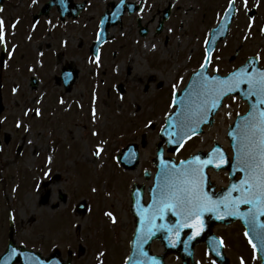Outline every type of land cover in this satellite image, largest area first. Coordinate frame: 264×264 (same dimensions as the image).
<instances>
[{"label":"rangeland","instance_id":"obj_1","mask_svg":"<svg viewBox=\"0 0 264 264\" xmlns=\"http://www.w3.org/2000/svg\"><path fill=\"white\" fill-rule=\"evenodd\" d=\"M90 1L102 8L109 1L119 0ZM228 2L149 0L144 17L145 22L149 21L151 34L142 38L136 26L137 17L130 16L125 19L123 28L113 32L117 41L110 45L112 50L120 51V44L124 42L126 46L123 44V50H127V56L117 62L113 72L108 69L99 71V65H94L91 59L88 64L81 65V80L66 95L61 84L54 82V75L50 76L49 84H43L35 93L39 95L45 92L46 95L39 102L43 117L38 119L36 125H31V132L28 128L25 132L24 129L18 130L15 122L18 119L25 120L21 117L26 106L32 109L36 106L35 101L32 102L35 96L30 95L24 80H19L22 85L17 98L8 90L6 115L10 117L11 123L6 130L10 138L13 135L15 137L11 148L21 141L26 144L29 155L39 150L41 157L49 158V163L44 164L43 160L35 165V158L30 156L29 161L19 165L13 162L11 154L0 159V256L7 248V216L12 214L17 230L15 242L39 251L44 256L58 250L62 259L67 260L69 250L72 264H126L135 225L129 212L133 183L149 188V181L145 180L143 171L149 169L150 158L155 155L158 131L173 110L174 94L184 89L183 86L201 64L198 52L210 35V21L217 18L219 23ZM169 3L174 7L173 20L158 35L155 31L158 11ZM253 9L258 14L254 24L246 15L247 11ZM262 26L264 1L248 0L246 7L243 1H239V13L233 31L227 41L220 45L212 71L226 75L249 55L264 53V34L260 31ZM31 50L35 60L37 54L33 48ZM237 50V58L230 62ZM44 61L51 62V67L55 69L54 60L47 58ZM103 70L108 76L103 74ZM128 70L131 73L126 78ZM111 75L117 78L115 81L121 80L119 86L125 89L124 97L118 98V94L114 90L109 91L108 84L101 81L106 78L109 80ZM174 84L175 89L172 87ZM160 86L162 88L158 89ZM27 97L31 99L26 100ZM60 101L62 104H59ZM81 103L83 107L77 108ZM245 110L246 106L237 98L226 101L216 117L215 125L206 128L202 136L194 139L174 158L178 160L198 150H207L215 142L230 150L228 128L236 116ZM22 120L19 122L22 123ZM67 120L69 122L66 123ZM22 134L26 138L23 141ZM27 134L28 137H25ZM56 139L62 144V148L57 151ZM129 143L139 146L141 161L140 167L131 173L116 160V154ZM98 149L100 153L95 156L94 151ZM52 154H55V164L51 163ZM54 170L60 177L51 182ZM212 180L218 186H223L227 184L228 176L226 173H212ZM61 193L67 195L62 202ZM46 198L47 204L42 205ZM83 201L87 213L78 214L75 206ZM57 204L59 207L53 209ZM109 212L115 217V223L106 215ZM238 233L240 235L225 241L228 243L225 251L232 264H242V261L243 264H259L253 248L241 232ZM155 251L160 250L155 248ZM169 264L179 262L170 259ZM204 264L212 263L205 259Z\"/></svg>","mask_w":264,"mask_h":264},{"label":"flooded vegetation","instance_id":"obj_2","mask_svg":"<svg viewBox=\"0 0 264 264\" xmlns=\"http://www.w3.org/2000/svg\"><path fill=\"white\" fill-rule=\"evenodd\" d=\"M137 0L133 2L136 3ZM140 0H138L139 2ZM236 6H237V0ZM244 2V0H241ZM264 1V0H263ZM119 1H109L100 7L91 3L90 0H3L0 4V20H3V40H0V88L2 91V99L5 106V111L0 116V159L10 155L13 157V162H21L22 165L30 160V156L34 157L35 165L42 161L39 150H36L29 155L26 144L19 141V144L13 148L11 145L15 143L14 135L10 138L9 132L6 130L9 127L10 117L6 115V98L8 96V90L13 93L14 97L19 96V89L22 85L19 80H24V83L28 85L31 92L30 95H34L36 106L32 109L30 106H26L23 111V116L15 122V125L19 124L18 130L26 129L31 132L32 124H37L38 119L43 117L42 107L40 100L45 92L39 96L35 94L43 84L47 86L48 78L54 75V82L62 84V76L64 70H73L77 76V82L81 80L82 66L85 63H89L92 59L94 65H99L98 69H108L111 72L114 71L117 62L124 60L127 56V50H123L126 46L124 43L120 44V51L118 49L112 50L110 45L114 44L117 39L114 37L113 32L119 28H123L125 19L130 16L125 13L123 16L122 25H110L107 26L106 32L108 34V41L101 45L98 50V59L93 55V45L99 35L100 27L104 21H110V18L104 17L108 14L115 13L116 4ZM149 0H144V3L140 8H136L138 14H134L136 19V26L139 30V34L142 38L147 37L151 33L149 28V21L145 22V13L148 11ZM171 7L169 17L166 18L167 9ZM261 8V2L259 4ZM173 11L171 3H169L163 10L158 11V24L155 31L158 35L162 34L167 29L170 22L173 20ZM249 12H246L249 17ZM255 12V18L258 16ZM90 15H94L91 16ZM253 17V19H254ZM156 19V20H157ZM263 19V17H262ZM165 20L163 28L159 29L160 22ZM111 22V21H110ZM110 22L108 24H110ZM143 29L146 30V35L143 37ZM262 34H264V26L260 28ZM170 32V31H169ZM247 33H249L247 31ZM92 38V39H89ZM123 40V39H122ZM119 44V40H118ZM35 51V60H33ZM33 53V54H32ZM260 65L264 67V53H258ZM201 57V56H200ZM47 58L54 60V70L51 67V62H45ZM75 58H77L75 60ZM25 62V63H24ZM108 64H112L109 66ZM108 68H103V67ZM111 67V68H110ZM59 70V71H58ZM106 75L105 70L102 71ZM131 70L127 71L126 78H129ZM108 76V75H106ZM117 79L114 76H110L109 84H112ZM119 79V78H118ZM46 80V81H45ZM63 80V79H62ZM105 80V79H104ZM151 80V78L149 79ZM117 84L121 80H117ZM44 82V83H43ZM111 82V83H110ZM31 98L27 97L26 100ZM41 108V109H40ZM31 116V119L29 118ZM22 120V123L19 122ZM29 123H28V122ZM30 124V126H27ZM42 123L40 122V125ZM28 137V134L25 136ZM22 141L24 138L22 134ZM17 144V143H16ZM58 174H55V178H59ZM60 199L65 196L61 193ZM245 206L243 209H247ZM245 238L248 244L245 233V228L239 222L232 225H217L214 227L215 235L224 242V248L228 246L225 243L226 240L233 236L240 235ZM230 243V242H229ZM253 248V247H252ZM254 250V249H253ZM255 251V250H254ZM256 253V251H255ZM258 257V254L256 253ZM195 258L197 264H203L204 260L210 258L208 255V247L206 243H201L196 247ZM169 259L179 260L177 257H171ZM258 259V258H257ZM228 264H232L231 260H225ZM199 262V263H198ZM179 263H181L179 261ZM258 263L259 262L258 259ZM169 264V263H168Z\"/></svg>","mask_w":264,"mask_h":264},{"label":"snow or ice","instance_id":"obj_3","mask_svg":"<svg viewBox=\"0 0 264 264\" xmlns=\"http://www.w3.org/2000/svg\"><path fill=\"white\" fill-rule=\"evenodd\" d=\"M248 0H244L245 7ZM2 11V9H0ZM3 20H0V40H3ZM210 57L205 62V68L210 62ZM201 83L196 93V99L192 104L186 105L177 113L176 124H172V115L169 114V124L163 129V133L173 137L170 143H175L183 147L186 140H191L197 134L199 124L206 118L209 111L221 106V100L230 93L238 91L241 85H248V94L258 97L259 108L253 106L252 111L246 118L243 131L239 134L240 139L236 144L235 164L241 172L245 174L239 185L232 184L226 191L228 195L223 199L214 200L205 191V169L210 166L221 169L228 165L230 161L219 148H214L209 153L207 159H201L199 155H194L190 159L180 161V167L175 164L163 163L160 178L155 188V198L151 206L150 214L147 218V236L153 234L152 229L166 227L163 224H155L157 219L164 220L168 213L178 214L181 222L175 228L177 233L183 227L193 230L195 236L203 232L205 213H216L218 219L224 217L219 215L223 209L228 216H241L253 231L264 240V224L257 223L258 216H264V72H259L255 76L249 75L246 69L241 68L233 72L226 80L208 81L204 78V71L199 74ZM173 89L176 88L174 84ZM191 96V93H189ZM176 107V101H173ZM95 115V111H93ZM17 127H20L17 124ZM176 127L177 132L170 131ZM97 135V133H93ZM229 135H232L229 133ZM98 149L94 154L99 155ZM238 193L237 197H232L231 193ZM241 205L248 206L247 212H241ZM115 223L112 213H106ZM172 231L171 228L168 229ZM248 236V233H244ZM147 236L145 238H147ZM194 238V237H193ZM223 241L219 242L223 246ZM249 243L253 249L256 245L249 237ZM213 251H216L214 243L210 244ZM219 255V252L216 251ZM215 264V261L212 262ZM243 264V261H242Z\"/></svg>","mask_w":264,"mask_h":264},{"label":"water","instance_id":"obj_4","mask_svg":"<svg viewBox=\"0 0 264 264\" xmlns=\"http://www.w3.org/2000/svg\"><path fill=\"white\" fill-rule=\"evenodd\" d=\"M218 40H220V38L219 39H216V38L213 39V41H212L213 47L216 45ZM254 70L249 68L246 71L248 72L249 75L255 76L257 74V72H255ZM197 77H199V75L198 76L194 75L193 80L191 81L189 87L185 90V92H183V94L180 97H176L175 101H176V106L178 107V109L172 114V121H171L172 124H176L177 113H179L181 111V109L183 107H185L186 105L192 104V102L196 99V93H197V91L199 89V85L201 83V80L200 79L198 80ZM206 79L208 81L212 82L215 80H226L227 78H225V79L216 78L213 80H209L208 77H206ZM248 91H249L248 85H241L240 89L238 91L232 92L230 94L240 95L243 99H246L247 95H248ZM189 93H191V96H189ZM223 99L220 102L221 106H222ZM257 100H258V98H257ZM220 107H218L216 109H212L211 111L208 112L206 118L199 124V126L197 128V134L202 131L203 125L208 124V123H212V121L210 122V119L218 111V109ZM248 115L245 117H239L238 120L236 121V123L230 128L229 133H231L232 135H229V138L231 140L232 147L234 150V157L236 155L235 146L239 142V139H240L239 134L243 131V125L245 124L246 118L248 117ZM168 124H169V119H167V125L166 126H168ZM170 131L177 132V128L176 127L170 128ZM161 139L164 142H168L170 152H176L181 148L175 143H170L169 141L172 140L173 137H170V136L164 134L163 130L161 132ZM216 148H219L221 150V152H223L227 158L225 151L220 146H217ZM162 151L163 150H162L161 145H160L159 146V156H158V159L156 160V163L160 167V171L156 177V185L158 183V179L160 178L162 164L163 163L175 164L174 161H172V160H165L162 156ZM127 154H129L133 160H131L129 162L130 164H125V165L128 168L134 169L138 165V154H137L135 148H133V147L129 148L126 151V154L122 155L119 158V160L122 163L125 162V159L123 157H126ZM197 155H199L201 157V159H207L209 154L208 155L197 154ZM176 167L179 168L180 165H178ZM207 169H205V172L207 171ZM222 169H230L231 177L234 176L235 171L241 172L239 170V168L236 166L235 160H234L232 165H230V163H229L228 165H225L221 169H215V170L220 171ZM241 173L245 177V174L243 172H241ZM207 182H208V176H207V172H206L205 183L207 184ZM232 184H233V182H232ZM155 188H156V186H155ZM155 188H154V190H155ZM225 192H226L225 194L228 193L226 190H225ZM222 197H223V195H219L218 200L222 199ZM151 198H152L151 203L148 205H145L143 187L138 188L136 186L134 188V191L132 194V201H133L132 213L136 217L137 230H136V233L134 235V239L131 243V256H130V259L128 261V264H149L152 262H154V263L160 262V264H163V259H164L163 257H161V258L152 257L153 259H151L150 247H151V243L154 241V239H159L162 241V243L165 245V247L168 251L167 253H179L180 254V253H182L181 249L185 248L188 251V257L191 258L193 255V247L195 246L197 240L200 239L199 236L194 235V232L191 228L183 227L177 233L176 228H175L176 225L175 226L165 225L166 227H164V228H160V229L153 228L152 229L153 234L151 236H147V232H148L147 218H148L150 211H151L153 199L155 198V192H153L151 194ZM219 215L223 216L224 218L218 219L217 215L215 216L214 213L207 214V215H205V217H209L208 222L212 226L217 221H226V218L228 217L225 213H222V212H220ZM170 216L176 217L178 219L177 224L181 222V218L179 217L178 214L168 213L166 215V217L164 218V220L161 221V220L157 219L155 221V224H169V225L172 224L173 219L169 218ZM228 219H231V218H228ZM169 228H171L172 231H169L168 230ZM204 231H205V229L203 230V232ZM187 232H190V235L187 237V239L185 241L182 242L181 240H182L184 234ZM146 236H147V238H145ZM14 246L15 245H14L13 241H11L10 250L8 251L6 256L4 257V260L7 258L10 259V262L8 264H14L15 261L16 262L21 261L20 260L21 257L19 255L17 256V254L13 253L12 248ZM20 251L22 252L23 250H20Z\"/></svg>","mask_w":264,"mask_h":264}]
</instances>
